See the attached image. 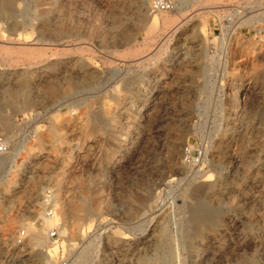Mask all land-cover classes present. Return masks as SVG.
I'll use <instances>...</instances> for the list:
<instances>
[{"label":"rangeland","instance_id":"rangeland-1","mask_svg":"<svg viewBox=\"0 0 264 264\" xmlns=\"http://www.w3.org/2000/svg\"><path fill=\"white\" fill-rule=\"evenodd\" d=\"M175 1L0 0V264H264V0Z\"/></svg>","mask_w":264,"mask_h":264},{"label":"built area","instance_id":"built-area-1","mask_svg":"<svg viewBox=\"0 0 264 264\" xmlns=\"http://www.w3.org/2000/svg\"><path fill=\"white\" fill-rule=\"evenodd\" d=\"M149 2L150 8L154 12H162V11H171L175 8L176 1L175 0H147ZM7 149V142L6 140L0 136V152H3ZM200 155L198 154L196 156V159H199ZM56 215L53 209H50L47 212L48 219L53 218ZM86 232L90 234L93 232V228L87 227L85 228ZM58 225L52 226L49 228V236L53 240V242H56L58 240ZM61 264H66V256L63 257V260Z\"/></svg>","mask_w":264,"mask_h":264},{"label":"bare ground","instance_id":"bare-ground-1","mask_svg":"<svg viewBox=\"0 0 264 264\" xmlns=\"http://www.w3.org/2000/svg\"><path fill=\"white\" fill-rule=\"evenodd\" d=\"M144 3V1H143ZM162 12H165V11H162ZM165 14V13H164ZM169 16V15H168ZM166 15H162L159 17L161 18V20L163 21V23L167 24L171 19V17H168ZM152 17V16H151ZM158 17V18H159ZM156 22V21H155ZM172 22V21H171ZM79 83V82H78ZM76 86V83H75V80L74 82H71L68 87H57V88H53V93H59L60 91H66V89H69V88H72V87H75ZM19 105V104H18ZM76 208V206H75ZM80 210H84V206L80 205ZM84 216V214H83ZM82 218V217H81ZM76 219V218H75ZM59 220L58 217H54L53 219L50 218L49 219H46L45 222H42L40 223L38 226H35V225H32V224H28L27 223V228L30 230V236H31V239L34 241V243H37V244H42L44 242V232L46 231V229L48 228L47 225H54L57 223V221ZM77 220V219H76ZM78 222V221H77ZM63 230L65 229L64 227H62Z\"/></svg>","mask_w":264,"mask_h":264}]
</instances>
